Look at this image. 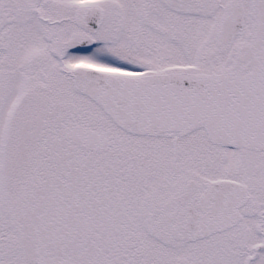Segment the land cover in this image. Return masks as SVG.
<instances>
[{
  "label": "snow or ice",
  "instance_id": "snow-or-ice-1",
  "mask_svg": "<svg viewBox=\"0 0 264 264\" xmlns=\"http://www.w3.org/2000/svg\"><path fill=\"white\" fill-rule=\"evenodd\" d=\"M0 264H264V0H0Z\"/></svg>",
  "mask_w": 264,
  "mask_h": 264
}]
</instances>
